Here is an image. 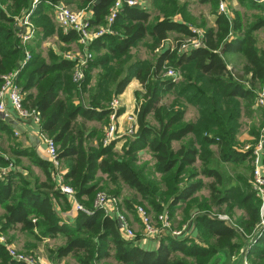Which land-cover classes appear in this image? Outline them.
<instances>
[{
	"label": "trees",
	"instance_id": "16d2710c",
	"mask_svg": "<svg viewBox=\"0 0 264 264\" xmlns=\"http://www.w3.org/2000/svg\"><path fill=\"white\" fill-rule=\"evenodd\" d=\"M114 1L0 0V73L18 69L16 82L24 93V106L37 111L41 133L56 145L62 183L73 189L76 200L94 209L92 214L79 211L71 218L63 217L61 212L70 208L68 196L59 189L51 161L31 147L11 145L10 155L0 152V232L17 227L36 241L61 238L58 245L48 246V258L69 257L66 264H208L219 254L225 256L223 264H232L231 257L240 255L248 236L255 237L247 250L249 264H264V229L256 235L261 199L248 177L237 175L227 186L220 169L212 165L214 146L223 162L251 159V151L243 150L247 143L240 142L238 136L244 110L245 114L255 113L257 92L264 83V48L258 47L255 35L264 28V18L246 25L239 16L216 12V25H204L200 47L179 54V39L174 49L163 47L155 59H141L132 49L146 38L155 49L164 46L171 32L183 38L196 35L184 4L152 0L153 10L161 7L159 15L147 8L124 6L111 25L112 32L91 42L88 48L96 56L89 61L80 83L72 80L75 60L52 49L43 55L31 48L30 58L20 67L27 45L21 41L18 19L27 12L36 36L56 32L61 42L70 43L79 41L80 36L73 29L56 30L51 17L53 3L92 9L90 25L98 29L106 25ZM210 1L218 8V0ZM240 2L264 9L261 0ZM176 15L182 19H175ZM230 53L246 58V79L229 70L225 55ZM169 65L181 70L180 80L164 76ZM98 69L101 71L93 83V71ZM134 78L142 84V90L136 92L138 129L105 145L111 102ZM169 94L175 98L164 103ZM188 104L196 106V120H186ZM123 112L119 108L117 116ZM4 119L0 116V123ZM89 122L102 126H90ZM142 151L152 154L153 171L145 170L148 163L140 164ZM200 175L215 179L209 187L211 199L196 195L203 187ZM125 185L156 215L167 209L172 219L178 209L184 210L183 223L194 219L198 236L165 233L157 247H145L140 238L125 237L114 217L94 208L99 190L106 189L119 198ZM125 203L130 211L136 206L132 199H125ZM224 205L230 215L235 207L244 210L237 227L245 236L211 215L215 206L222 212ZM195 209L199 213L193 216ZM0 264L25 263L12 258L0 243Z\"/></svg>",
	"mask_w": 264,
	"mask_h": 264
},
{
	"label": "built area",
	"instance_id": "2783aa9c",
	"mask_svg": "<svg viewBox=\"0 0 264 264\" xmlns=\"http://www.w3.org/2000/svg\"><path fill=\"white\" fill-rule=\"evenodd\" d=\"M34 2L37 0H33ZM264 1V0H261ZM142 1L140 0H115L109 9V13L106 17V25L100 26L98 29H94L90 25L91 17L88 16V9L74 11L69 6L62 2L52 4L54 12V19L57 25L64 31L67 32L70 29L75 30L79 34V42L84 46L83 54H71L65 53V58L75 60V65L72 73V80L75 83H80L85 77V69L88 63L93 58V53L89 50L91 42L99 36L112 32L111 25L115 22L117 15L124 6H141ZM33 7L35 4L32 5ZM219 9L221 12L226 13V0H219ZM29 12H27L21 19H18V25L22 27L21 41L23 44L27 43L32 37L35 27L29 20ZM227 14V13H226ZM196 33L195 36L188 37V39L181 42L178 49L179 53L186 52L192 48L200 47L203 44L204 32L199 29L193 28ZM30 58L28 52L25 53L24 60L20 62V67ZM18 69L9 71L6 73H0V116L3 118L7 116L6 113V102L9 101L12 107L22 117L33 118L39 123V115L35 109L26 108L23 104L24 93L20 86L16 82ZM165 77L173 78L178 81L182 78V75L175 68H167L164 72ZM112 112L110 115V122L105 127L103 143L108 145L112 141L118 139L123 134L120 132L118 127L117 110L121 107L120 100L116 97L111 102ZM256 107L261 108L264 112V83L258 89L256 97ZM128 126L124 134L132 135L136 133L138 129L137 117L135 115H128ZM18 133L15 132V135ZM40 136L45 144L46 154L48 159L51 161L54 169V174L57 179L59 189L62 193H65L74 200V210L83 211L87 214H92L94 209L86 207L74 196L73 189L62 183L63 170L61 165L56 158V145L54 141L46 135L40 133ZM245 151H251V160L253 165L252 176L250 182L252 188L255 190L258 197L262 200L261 212L264 215V118L263 126L260 130V135L256 142L248 143L243 147ZM94 208L102 209L106 215L114 217L120 227L122 233L129 238H136V234L133 225L130 222L129 216L121 210V200L114 195L107 194L106 192L99 191L96 194L94 200ZM138 216L143 223L144 237L149 239L161 238L165 233H171L173 236L181 237L188 236V224L181 229H177L173 226L170 213L167 209L162 211L153 217L149 210L143 206H137ZM221 219H227L226 216L221 215ZM264 229V219L258 228L256 235L260 234ZM187 232V233H186ZM255 240V237H252ZM253 240V242H254ZM0 243L4 245L9 255L17 261H21L25 264H42L39 259H35L32 256H28L22 253H16L11 245L5 241L3 236H0ZM245 264H249L247 257L245 258Z\"/></svg>",
	"mask_w": 264,
	"mask_h": 264
},
{
	"label": "rangeland",
	"instance_id": "374dc122",
	"mask_svg": "<svg viewBox=\"0 0 264 264\" xmlns=\"http://www.w3.org/2000/svg\"><path fill=\"white\" fill-rule=\"evenodd\" d=\"M140 1H142V0H140ZM160 1L162 3H164L165 5L167 3V0H160ZM178 3L180 5H183V4L185 5L186 10L188 11V14L190 16L189 18L192 19V22H194L195 25H197L199 28H201L204 25L209 24L210 19L208 18V15H209L210 11H211V13L214 11L213 8H214L215 2H210V3L209 2H206V3L202 2L201 3L199 0H178ZM158 6H156V8H158ZM69 7L74 11H78V9H76L75 6H69ZM218 8H219V0H218ZM158 9H161V7L159 6ZM158 9L157 10L151 9V10H153L155 12L154 14L159 15ZM226 13L228 16H230L232 18L239 16L242 19L243 23H245L246 25L255 22V20L258 19V17L264 18V9H257V8L249 7L248 5H242L240 0H226ZM51 17H52V21H55L53 9H51ZM55 23H56V21H55ZM33 26H34V24H33ZM55 27L57 28L56 30L60 29V27L57 25V23H56ZM94 29H96V28H94ZM195 29H196V26H195ZM35 34L36 33L34 31L32 37L26 43V45H27L26 52H28V53L30 52L31 48H34V49L39 50L42 53H44V55H46L47 50L51 49V46H54L55 48L61 50L62 53L64 52V54L67 52H69L71 54H76V53L83 54V52H84V49L81 46H79V48H78V46L73 47V45H68V46H65V48L63 49L64 46H61L58 42L59 40H57L55 38V37H57L56 32H54L53 34H51L47 37H42V36H38V35L36 36ZM255 35L257 38L258 47L264 48V28H260V29L256 30ZM179 39H182V41H184V40L188 39V37L183 38L180 34H178L176 32H171L167 41L170 43V45L172 47L175 48ZM161 48H162V46H159L155 49H152V41L149 38H146V39L140 41L138 43V45L132 49V53L134 56L139 57L141 59L152 60V59H155L156 56L160 53ZM92 53H93L92 59H94L96 56V53L95 52H92ZM234 57H235L234 59L233 58L230 59V58L226 57V61L228 63H232L234 65H237V67H238L237 72L234 69H232L231 72L233 74L235 73V75L237 77H240L242 79H246L247 74L245 73V69H244V66L246 63V58L242 54L238 55V56H234ZM169 67L175 68L176 70H178L173 65H169L168 68ZM100 71H101L100 69L93 71V74H94L93 83H95L97 75H99ZM178 71L180 72V74H182L180 69ZM87 96H88V94H86V97ZM117 98L120 100V104L122 107V103H121L122 101L120 99V96H117ZM174 98H175V96L173 94H169L167 96V98H165L164 103H170V102H172V100ZM137 103H138V100L136 98L135 110L131 111L130 113H127V115H135L137 117V112H136L137 105H138ZM263 117H264V113H263V110L261 108H258V110H255V113L247 111V113L245 114V110H244V117H242V119H241L242 125H241L239 136H238L240 142H245L247 144L256 142L260 133L258 135L252 134V131L255 130V132H256L259 130V132H260L261 127L263 126ZM255 118L258 120L257 123L254 122ZM90 125L91 126H98V127L102 126L101 123H99V122L98 123L93 122ZM119 126H120V123L118 124V127ZM125 129H126V127H125ZM243 131L249 132L251 134V136L248 139L241 138V136H243V135H241V133ZM176 146H178V144ZM117 149H119V151H120L122 149V145H121V147H118ZM213 149L215 150V156H214V161L212 162V165H214L215 167H218L220 169V171L222 172V174H223V180L222 181L224 182V185L225 184L227 186L231 185L232 182H234L235 179H237V175H243L244 177L246 176L249 179H251L252 170H253V165H252L251 159L249 161H244L242 163H239V162H237V163H235V162H223V161H221V159H219L216 146H214ZM144 163H148L147 168L145 169L147 172L153 171L152 165L154 164V158L149 151H142L141 152L140 164L144 165ZM198 165L200 167V164H198ZM157 177H159V175ZM200 177L203 180V187L197 191L196 195H197L198 199H202V200H203V198L211 199L210 198L211 197V190L209 189V187H210V184L215 181V179L213 177H206L204 175H200ZM99 191L106 192L108 194V190H106V189L105 190H99ZM134 193H135L134 190L130 189L128 186L125 185L123 187V195L121 197H119L118 199L121 200V210L124 213H126L127 215H129V213H130L132 215V218L135 221L136 225L133 224V221L129 217L130 222L133 225V228H134V231L136 234V238L142 239L144 237L143 223H142L141 219L139 218V216L137 215L138 212L136 213L137 210H135V207L136 206L145 207L147 210H149V213L153 217H155L156 214L151 211L152 208L150 205H148L147 203H142V202L140 203L141 197L138 194H136V193L134 194ZM133 197H137V198L135 200H133ZM125 199H129V200L132 199V202L135 203L136 206L134 207L133 211L126 209ZM261 205H262V202H261ZM219 209L220 208H218V206H215L214 209H212L213 212H211V215L217 216L219 219H221L220 218L221 215L226 216L227 219H221V220H224L229 225L239 229L237 227L238 218L245 214L244 210L239 208V207H235L234 211H233V215L232 214L230 215V213H228L226 211L225 205L222 208L223 209L222 212H218ZM192 213H193V216L195 214L199 213L198 209H195ZM1 214H2V208L0 207V215ZM260 214H261V221H260V225H261V223L263 222V219H264V215L262 216L261 207H260ZM184 215H185L184 210L182 211L181 209H178L174 213V216L172 218V223H173V226L175 228L181 229L189 221L194 222V219H190V220L183 223ZM241 233H243V232L241 231ZM191 235H192V232H188V236H191ZM243 235L245 236L244 233H243ZM0 236H3V238H5V241L11 245V248L16 253H22V254H25L28 256H32L35 259H39L42 262V264H45L44 261L42 260L43 254L37 248V245L39 243H41L42 241L34 240V238L29 234L27 235L26 233H24V234L20 233V231L17 227L9 228V230L6 233L0 232ZM245 238L249 240L252 237L245 236ZM159 239L158 238L153 239L155 242V245L153 247H157L159 245ZM61 241H62L61 238H57L51 243V246L58 245ZM138 241H139V239H138ZM48 246H50V244H48V243L44 244V246H43V251L45 252L47 257H49ZM238 257L239 256H232L231 257V263H234ZM48 260L52 261V259H49V258H48ZM213 264H216V260H214Z\"/></svg>",
	"mask_w": 264,
	"mask_h": 264
},
{
	"label": "crops",
	"instance_id": "0c3cea01",
	"mask_svg": "<svg viewBox=\"0 0 264 264\" xmlns=\"http://www.w3.org/2000/svg\"><path fill=\"white\" fill-rule=\"evenodd\" d=\"M199 1L201 3L202 2L203 3H206V2L210 3L211 2L210 0H199ZM139 7H143V8H147V9L151 10V9H153V2H152V0H142V5ZM213 10L214 11L212 13L210 11V13L208 15V18L210 19V21H209V24L206 25L207 27H213L216 25V23H215L216 12H220V10H219V8H215V7L213 8ZM87 11H88V16L92 17L93 16V10L88 8ZM175 19L181 20L182 17L180 15H176ZM195 26H196V29H199L202 31L204 30L203 29L204 26H202L201 27L202 29H201L197 25L194 24V25H192V28H195ZM178 34H180V33H178ZM169 36H170V34H169ZM55 38L57 40H59L58 36ZM58 42L61 46H64L63 49L65 48V46H68V45H73V47L78 46V48H79V46H81L84 49V46L79 41L64 43V42H61L59 40ZM163 47H170L172 49L174 48L170 45V43L168 41H166V43L164 44V46H162V48ZM51 49L58 54H64V52L62 53L61 50L55 48L54 46H51ZM42 54L44 55V53H42ZM238 55H241V54L230 53V54L225 55V59H226V57L230 58V59H232V58L234 59L235 58L234 56H238ZM227 64H228V68L230 71H232V69H234L237 72V68H238L237 65H234V64L228 63V62H227ZM234 75H235V73H234ZM140 90H142V84L140 83V81L137 78H134L129 83V85L126 87L125 91L119 95L120 99L122 101L121 102L122 103L121 108L124 109V112L119 116L118 124L120 123L119 130L123 135H124V132L126 130L125 127L127 128L128 123H129L127 120V116H128L127 113H130L131 111L135 110L136 92L140 91ZM254 108L256 110H258V108L256 106H254ZM6 113H7L6 117L8 118V120L4 119V122L0 123V152L4 155H10V152H11L10 146L11 145H20L21 147H26V148L31 147V148L35 149L36 152L41 157L48 159V156H47L46 150H45V144H44V142L40 136V133H41L40 124L38 122H36L33 118L20 116L17 113V111L12 107V105L9 101L6 102ZM197 117H198V110H197L196 106H194L192 104H188L186 106V114H185L186 120H196ZM243 117H244V114H243ZM254 122L257 123L258 120L255 118ZM91 123H93V122H89V125ZM96 123H98V122H96ZM15 132H17L18 134L15 135ZM241 135H243V136H241V138H243V139H248L251 136V134L249 132H244V131L241 133ZM123 143H124V140L119 142L118 147H121V145H123ZM177 144L179 146L180 143L176 142L175 146ZM35 170H36V172L39 173L38 169H35ZM68 202H69L70 208L68 210H65L64 212H61V214L63 217L71 218L78 211H75L73 209L74 208V200L72 198H70L69 196H68ZM57 208L59 209L58 205H57ZM2 212H3V210H2ZM128 216L133 221V224H135V221L132 218V215L129 213ZM187 224H188V230H189L188 232H192V235L198 236L194 222L189 221ZM20 233L24 234V232H22V231H20ZM54 240H55V238H46V239L42 240V242L37 245V248L43 254L42 260L44 261L45 264H66V262H68L70 260L69 257H60L58 259L49 261L47 255L43 251L44 244L48 243L51 246V243ZM139 243H141L145 247H153L155 245V242L153 239H149V238H145V237H143L142 239H139Z\"/></svg>",
	"mask_w": 264,
	"mask_h": 264
},
{
	"label": "water",
	"instance_id": "95a60500",
	"mask_svg": "<svg viewBox=\"0 0 264 264\" xmlns=\"http://www.w3.org/2000/svg\"><path fill=\"white\" fill-rule=\"evenodd\" d=\"M100 1H101V0H97V3H99ZM5 120H8V118L5 117ZM245 240H246V244H245V246L242 248V251H241L239 257L237 258V260H236L234 263H232V264H245V258L247 257V250H248V248H249V245H250L251 243H253V240H254V239L251 238V239L248 240V239L245 238ZM219 258H221L219 264H223V263H224V260H225V256H223L222 254H219V255L214 256V257L210 260V262H209L208 264H213L214 260H217V259H219Z\"/></svg>",
	"mask_w": 264,
	"mask_h": 264
}]
</instances>
